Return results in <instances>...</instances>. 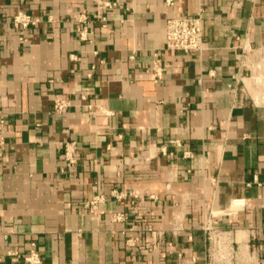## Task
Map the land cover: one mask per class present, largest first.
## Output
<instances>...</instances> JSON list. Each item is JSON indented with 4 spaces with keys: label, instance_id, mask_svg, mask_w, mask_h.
<instances>
[{
    "label": "crops",
    "instance_id": "crops-1",
    "mask_svg": "<svg viewBox=\"0 0 264 264\" xmlns=\"http://www.w3.org/2000/svg\"><path fill=\"white\" fill-rule=\"evenodd\" d=\"M172 1L0 0V264L264 262V0ZM174 14L202 15V51L166 47ZM211 212L233 258L211 259Z\"/></svg>",
    "mask_w": 264,
    "mask_h": 264
},
{
    "label": "built area",
    "instance_id": "built-area-1",
    "mask_svg": "<svg viewBox=\"0 0 264 264\" xmlns=\"http://www.w3.org/2000/svg\"><path fill=\"white\" fill-rule=\"evenodd\" d=\"M168 4H172V0H167ZM80 25L87 23V17L82 15L78 18ZM12 23L14 27L21 32V39L25 40V32L28 31L34 24L37 23V20L34 19L31 15L21 11L16 14ZM81 36L83 38H88L87 29L84 27L79 28ZM166 47L175 50L177 52H200L204 49V24L202 15H180L174 14L168 20L166 24V37H165ZM250 55L248 52L245 53V62L241 64L237 72L232 75L233 83L231 84L235 96L238 97V101L243 102L246 98L249 97V87L253 81V75L255 73V68H260L259 65H255L256 62L253 61L250 64ZM153 71L156 77V80H160L163 77L164 68L162 66V59L160 54L154 53L153 60ZM67 100L57 99L54 103V109L56 113H62L67 108ZM92 107V106H90ZM7 119L0 110V146L5 142V129H6ZM77 145L76 142L68 143L65 149V160L68 166H73L77 159ZM118 198H122V195H117ZM104 200L103 195H97L92 200H90L86 207L92 212H97L99 203ZM119 217V216H118ZM122 217V216H121ZM119 217V218H121ZM204 230L208 234V239L210 242V256L212 259L213 254H217L220 258H229L234 257L235 250L232 246V243L226 237V231L222 230L217 226V221L214 220L213 212L205 215L204 220ZM26 261L30 264H41L42 257L38 250L32 249L31 252L25 257ZM257 264H264V262H258Z\"/></svg>",
    "mask_w": 264,
    "mask_h": 264
}]
</instances>
